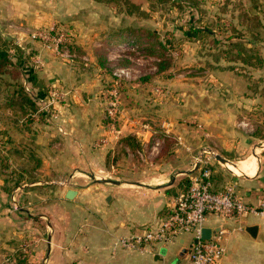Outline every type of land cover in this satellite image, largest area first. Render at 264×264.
<instances>
[{"label": "crops", "instance_id": "obj_1", "mask_svg": "<svg viewBox=\"0 0 264 264\" xmlns=\"http://www.w3.org/2000/svg\"><path fill=\"white\" fill-rule=\"evenodd\" d=\"M52 21L64 22L70 29L72 45H77L78 51H85L81 56L85 68L78 67V55L77 60L65 62L53 49L44 48L31 39L29 34L33 30ZM120 25L115 7L98 0H0V35L7 39L15 37L20 46L23 43L33 45L35 55L44 60L43 65L31 61V66L24 63L23 83L39 105L44 100H51L53 112L58 111L57 117L50 113L47 117L35 113L28 118L20 116V149L26 156V163L35 164L28 156L31 152L48 170L68 172L83 168L110 175L111 167L115 168L108 161L112 143L94 150L89 146L91 141L99 137L110 141L112 134L129 138L130 133L141 132H132L131 128L126 132L117 131L108 123H101L103 107L98 91L106 86L110 77L102 70L97 57L102 55L105 45L121 38ZM122 56L128 57L127 54ZM56 90L65 94V104L57 97L52 98L50 92ZM221 101L215 99L207 104L197 99L182 100L170 115L174 122L172 130L180 142L183 138H191L192 149L204 143L212 146L216 156L206 155L202 160L211 170L214 189L234 183L243 199L256 206L264 195V146H256V141L261 140L258 137L236 130L237 114L230 109V102L220 107ZM247 103L244 100L240 105L246 107ZM186 106L188 115L201 120L206 131L189 130L179 123L185 118ZM3 111L11 118L18 116L11 110L1 109L0 113ZM165 133L170 135L171 130L167 128ZM205 133L208 136L204 137ZM2 134L0 136L19 137V133L11 129ZM169 153L172 154L153 164L155 168L165 170L151 178L157 182L109 176L96 178L92 174L94 181L102 185L103 192L95 193L93 189H100V186L89 184L86 192L78 191L76 195L85 199V208L64 211V216L69 218L62 223L65 224L62 229L52 223L53 228L49 225L46 264H190L189 249L195 240L189 232L159 248L158 252L124 248L117 242L119 238L143 234L148 228L157 227L181 193L180 177L188 175L192 179L204 167L195 161V151L188 152L184 146L175 145L166 154ZM217 155L225 162L217 159ZM171 169L178 171L168 175L166 170ZM0 211L1 214L8 213L2 206ZM42 213L20 208V225L23 224L20 237L36 231L34 222L44 217ZM46 215L52 220L57 217V211L55 214L47 211ZM251 226L257 227L254 234L247 231ZM206 227L228 229L223 239L226 252L218 264H264V219L259 215L248 214L240 220L211 216ZM42 247L40 245L37 251L39 255Z\"/></svg>", "mask_w": 264, "mask_h": 264}, {"label": "rangeland", "instance_id": "obj_2", "mask_svg": "<svg viewBox=\"0 0 264 264\" xmlns=\"http://www.w3.org/2000/svg\"><path fill=\"white\" fill-rule=\"evenodd\" d=\"M116 3L119 7L117 4L110 5L115 7V12L120 16L118 33H122L121 38L113 44L109 42L105 45L102 55L97 57L102 70L110 77L103 91H98L103 107L101 123H108L105 117L106 103L115 90L121 101L119 117L115 121L116 128L125 132L130 128L132 132H141L130 133L132 136L129 138L112 134L110 141H106V137L91 141L89 146L94 150L112 143L108 161L115 168L111 167L110 175L83 168H74L68 172L48 170L43 168L42 162L31 165L20 160V155L15 153L7 161L9 168L1 163L0 207L7 208L8 213L1 214L0 211V264H46L49 225L53 228L52 223L59 229L69 218L64 216V211L86 206L83 201L85 199L81 197H65L67 190L74 189L83 193L90 184L100 186V189H93L95 193L103 192L102 185L94 181L92 174L96 178L109 176L122 180L131 178L157 182L151 178L165 170H159L153 164L171 155L166 153L175 145L184 146L188 152L195 151L197 162L199 159L204 160L206 155L216 156L212 146L207 143L192 149L191 138H183V142L177 139L172 130L174 122L170 115L182 100L197 99L209 104L219 99L223 100L220 107L230 102V109L238 116L234 123L236 130L258 137L261 140L256 141V146H264V0H116ZM52 25L68 28L64 22L52 21L33 31L48 32ZM140 29L152 31L155 36L149 40L142 38L143 41L135 34V30ZM29 36L44 48L52 50L43 40L32 38V32ZM4 39L13 43L10 49L15 56L13 60H22L19 64L21 76L16 74L19 82H23L26 75L24 63L30 66L31 62L44 64L42 56L35 55L33 45L23 43L20 46L15 37ZM129 40L136 42L139 48L136 45L115 48ZM15 46L19 47L18 51ZM68 47L71 57H62L54 51L56 56L65 62L79 56L78 67L85 68L82 65L85 60L81 58L85 51H78L79 47L71 42ZM108 51H111V55H107ZM118 66L132 68L134 78L116 84L113 70ZM5 78L13 81L8 75L0 80ZM2 82L0 104L9 92L7 85ZM57 93L58 101L65 104V94L60 90ZM244 100L248 103L246 107H241ZM48 110L53 111V106ZM188 110L186 106L185 118L179 123L189 130L206 131L205 124L197 117L188 115ZM49 111L41 112L47 114ZM167 128L171 130L170 135H165ZM6 129L19 133L18 138L12 136L8 139L11 141L9 148L17 149L20 144V114L11 118L5 111L0 113V135ZM1 138L0 144L3 142ZM0 148H3L0 149V158H3L9 149ZM202 164L205 168L206 163ZM176 171L178 169L166 170L168 175ZM21 207L29 208L36 214H47V211L55 214L57 211V217L51 220L42 213L44 217L34 222V227L38 229L20 237V226L23 227V224L20 225ZM40 245L43 247L39 255L37 251Z\"/></svg>", "mask_w": 264, "mask_h": 264}, {"label": "built area", "instance_id": "obj_3", "mask_svg": "<svg viewBox=\"0 0 264 264\" xmlns=\"http://www.w3.org/2000/svg\"><path fill=\"white\" fill-rule=\"evenodd\" d=\"M69 35L71 34L68 28H60L55 25H52L48 32L41 30L32 32V38L43 40L62 57L63 55L65 57L72 56L68 47ZM131 45L134 44L127 42L120 47L129 48ZM132 49L135 48L132 47ZM113 76L116 84H119L123 80L134 78L133 69L118 66L113 70ZM50 94L52 98L58 96L57 91L50 92ZM50 101H42L40 111H49V107L53 105V101ZM120 107V96L114 90L113 96L106 103L105 117L108 124L115 129V121L119 117ZM48 113L54 117L58 116V111H49ZM117 131L120 130L117 129ZM198 161L205 162L202 159ZM248 214H257L264 219V195L259 204L254 206L243 199L234 183L216 190L211 181V170L205 167L202 168L200 174L192 178L189 189L177 196L171 210L157 227L148 228L143 234L119 238L117 242L124 248L158 252L159 248L189 232L193 234L195 240L189 249L190 264H218L226 252L223 239L224 235L228 234V229L221 227L212 234L211 239H204L202 231L206 228L208 218L214 216L223 220H240Z\"/></svg>", "mask_w": 264, "mask_h": 264}, {"label": "trees", "instance_id": "obj_4", "mask_svg": "<svg viewBox=\"0 0 264 264\" xmlns=\"http://www.w3.org/2000/svg\"><path fill=\"white\" fill-rule=\"evenodd\" d=\"M102 2H106L107 4H117L116 0H98ZM118 5V4H117ZM119 7V5H118ZM135 34L140 38L145 40L151 39L155 36V33L152 31H147V30H135ZM142 39V40H143ZM143 40V41H145ZM69 41L71 42V35H69ZM127 42H132L134 45H136L138 48L139 46L136 44V42H133L131 40ZM126 43V42H124ZM123 43V44H124ZM72 44V42H71ZM11 46H13V43L11 41H7L2 36L0 35V78L5 77L6 75L11 76L13 81L8 80V79H3L0 80V89H1V82L3 81L8 88L7 96L5 98V101L2 106H0L1 109L4 110H11L14 114H17L20 116H29L32 114H38L39 117H43V114L40 111V105L38 102L35 100V98L30 94V92L27 90L25 84L23 82H19V76H21L22 69L21 65L19 68V64H21V59H18V62L13 60V57H15L11 52ZM16 50H19V47L15 46ZM245 61V60H243ZM16 74H20L19 76ZM2 82V83H3ZM47 117V114H45ZM28 118V117H27ZM9 137L2 136L3 142L0 144V147L7 148L9 150L6 151V156L3 158H0V164L3 163L5 166L4 167H10L9 164H7V161H9L10 157H13L15 154L20 155V160H24V153L20 149V144L17 146V149L14 148H9V144H11V141L8 139ZM3 149V148H0ZM5 151V150H3ZM15 153V154H14ZM28 156L31 157L32 162L34 163H39L40 159L35 157L34 155L32 156V153L29 152ZM26 163V161H25ZM30 163V162H28ZM1 168V167H0ZM19 180V179H18ZM22 179H20V182ZM192 179L190 176H186L180 180V185L182 186L181 192H184L189 189L191 186Z\"/></svg>", "mask_w": 264, "mask_h": 264}, {"label": "water", "instance_id": "obj_5", "mask_svg": "<svg viewBox=\"0 0 264 264\" xmlns=\"http://www.w3.org/2000/svg\"><path fill=\"white\" fill-rule=\"evenodd\" d=\"M217 159L221 160L222 162H225V160L223 158H221V156L217 155ZM94 178V177H93ZM78 194L77 190L74 189H69L66 192V197L69 199L74 198L76 195ZM220 228H217L216 230H213L212 228L206 227L203 229L202 231V237L204 239H211L212 234L216 231H218ZM257 227L256 226H251L247 228V231L250 232L251 234H254V231H256Z\"/></svg>", "mask_w": 264, "mask_h": 264}]
</instances>
